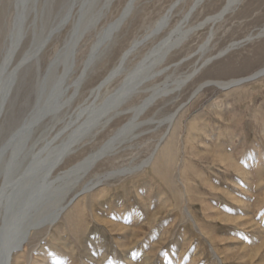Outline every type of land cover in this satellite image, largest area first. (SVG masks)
I'll return each instance as SVG.
<instances>
[{
    "label": "rangeland",
    "instance_id": "374dc122",
    "mask_svg": "<svg viewBox=\"0 0 264 264\" xmlns=\"http://www.w3.org/2000/svg\"><path fill=\"white\" fill-rule=\"evenodd\" d=\"M195 1L135 0L113 41L105 49L101 48V54L93 62L74 107L87 101L98 103L106 97L149 48L181 22ZM72 2L73 0L28 1L29 11L23 41L7 68V75L30 54L51 27L64 17ZM105 2L106 0H77L74 3L73 19L50 39L39 60L33 58L22 64L3 117L4 135L9 133L10 128L17 126L23 115L33 108L39 76L45 74L50 61L65 47L74 28L73 24L81 19L84 26L88 18L102 8ZM129 2L131 0H111L98 24L86 27L89 31L85 28L75 49V67L70 80L79 76L98 36L121 16ZM226 2L227 0L202 1V4L194 7L188 25H197L217 14ZM85 7L87 15L80 17L81 10ZM169 10L171 17L167 28L155 36L151 35L155 25ZM16 13V0H0V64L10 45ZM146 36L149 37L143 41L144 44L128 57L125 70L106 83L97 98L91 97V90L118 69L125 52ZM188 39L178 51L170 54L165 62L167 64L163 66L180 63L167 72V75L173 77L189 73L198 66L202 67L193 77L192 83L184 87L181 93L170 96V99L157 101L141 118V121L153 119V123L143 125L138 130L139 136L127 144L115 158L100 161L86 182L93 175L106 173L108 170L130 167L136 169L152 154L155 153L157 159L159 156L163 157L162 153L170 151L172 160L168 163V170L160 176L154 173L153 166H146L105 181L94 192L98 197L96 209L85 203L81 208L89 221L84 240L77 238L74 233L72 235L71 229L64 226L59 230L62 233L58 236L61 237L58 238V245L65 254L61 251H49L53 248L45 242V251L41 253L43 257L46 253L47 256L52 254V259L62 255L68 257L65 259L66 264H251L250 255L255 252L253 250L259 248L264 251V75L228 90L210 84V81L246 79L264 68V0H241L222 21L205 26ZM207 41L205 51L200 52V47ZM234 43L237 45L233 46ZM60 70L61 66L55 73ZM55 73L50 83L54 82ZM204 83L209 84L204 85L200 93L190 100L195 88ZM184 104L187 105L179 112L170 131L168 124L159 125V121ZM128 117L131 116L116 120L93 144L72 157L69 166L97 149L129 120ZM64 125V120L56 122L48 140L54 139ZM62 168L66 169V165ZM97 225H101L100 230L95 228ZM204 228L206 233L202 234L201 230ZM93 237L97 238L96 245L92 242ZM48 238L50 233L46 231L41 235H34L29 247ZM101 240L105 241V245L100 243ZM111 240H116V243L113 244ZM84 241L89 243L85 244ZM212 246L215 250L213 254Z\"/></svg>",
    "mask_w": 264,
    "mask_h": 264
},
{
    "label": "bare ground",
    "instance_id": "6f19581e",
    "mask_svg": "<svg viewBox=\"0 0 264 264\" xmlns=\"http://www.w3.org/2000/svg\"><path fill=\"white\" fill-rule=\"evenodd\" d=\"M28 1L29 0H16L17 18L15 28L10 39L7 54L0 64V264H66L65 259L68 257L65 258V256L62 255L57 256V254H54L57 257L52 259V254L47 256L48 253H46L43 257L41 253L45 251L44 243L47 242V245H51V248H53L49 251H56L55 253L61 251L65 254L62 247L58 245V236L62 233L59 230L64 226L71 229L72 235L74 233L77 238L84 240L83 238L87 236L84 235V232L89 228V221L83 215V212H81V208L84 206L83 203H85L92 207L95 206L94 209H96L98 197L94 193L95 190L103 186L108 179L130 174L146 166H153L154 173L160 176H163V172L166 173V170H168V163L172 160V153H170V151L162 153L163 155H161L163 157L159 156L157 159L156 156H154L155 153L152 154L149 159L137 167L138 169H130V167L112 171L108 170L106 173L93 175L91 180L86 182L100 161L105 158H110V160L115 158L127 144L139 136L138 130L143 125L153 123V119L141 121V118L152 106L157 104V101L181 93L184 87L186 88V86L190 85L189 83L194 79L193 77L202 68L198 66L191 72H187L181 76L179 75L178 77L167 75L170 68L180 65L178 62L171 66H163L167 64L165 62L168 61L167 59L170 54L175 50L178 51L196 31L203 29L205 26L207 27V25H215L222 21L241 0H227L225 6L217 14L207 17L197 25L189 26L190 14L194 12V7H198L202 4V1H204L196 0L181 22L166 34V36H163L164 38L157 44L149 48L141 60L126 73L124 79L115 89L109 92L106 97L98 103H95V101L89 103V101H87L76 108L74 107V103L93 67V62H95L98 55L101 54V48L105 49L113 41L115 33L126 20V16L132 10V6L135 2V0H131L124 8V12L121 16L104 28L103 32L98 36L88 59L84 63L81 73L76 79L70 80L74 72L75 49L78 45V41L87 29L86 27L98 24L97 22L103 15L104 9L111 3V0H106L104 6L92 15L91 18H88L89 20H87L86 24L84 23V26L82 25V21H80L81 19L79 22L73 24L74 28L68 41L64 45L65 47L61 50L59 55L50 61L45 74L39 76L35 87L36 101L33 108L27 114L23 115L24 117L21 121L19 120L20 122L17 126L12 129L10 128L9 133L7 132V134L5 133L4 135L2 127L3 117L15 90L20 67L29 59L35 58L37 61L39 60L40 55L50 39L59 34L65 25L73 19V11L75 9L74 3L77 0H73L64 17L51 27L48 34L43 37L40 42L36 43L34 49L30 51V54L7 75V68L12 63L23 41L24 25L29 11ZM170 13L171 10H169L166 16L155 25L153 34L151 35L155 36L167 28L169 17H171ZM86 15L87 8L85 7L81 10L80 17H86ZM148 37L149 36H146L143 37L144 39L138 40L134 46L125 52L118 69H116L103 83L91 90V97L97 98L103 86L115 79L125 70L128 57L136 51ZM207 44L208 41L200 47V52L205 51ZM236 45L237 43L233 44V46ZM60 66L61 70L55 73ZM54 73V82L50 83ZM263 75L264 68L246 79L231 80L229 82L210 81V84L228 90ZM164 76L165 79L161 80ZM207 84L209 83L200 84L196 87L190 100L194 99L200 93L203 86ZM135 100L137 101L135 102ZM186 105L187 104H184L174 113L159 121V125L168 124L170 131L178 114H180L179 112L184 106L186 107ZM124 116L131 117H128L129 120L121 125L112 135L110 134L111 136L97 147V149L87 155L85 154L80 160L69 166V160L72 157L80 154L86 146L93 144L99 135L110 128L116 120ZM61 120H64V127L58 132L54 139L48 140V136L53 131L56 122ZM166 136L167 135L164 136V139ZM65 165L66 169L64 168L63 170L62 167H65ZM67 166L69 167L67 168ZM61 168L62 170H60ZM165 175L167 176L168 174ZM220 218L223 220L222 217ZM138 221L141 222V220ZM224 221L227 220L224 218ZM243 222L246 221L244 220ZM235 223H237V221ZM100 226L101 225H97L95 228L100 230ZM203 230H201L202 234L205 232L206 228ZM44 231L50 233V238L46 241L38 242L36 240L37 243L29 247V242L33 236L41 235ZM86 233L88 235L90 234L89 232ZM59 239H61V237ZM101 241L100 243L105 245V241ZM92 242L96 245L97 238L93 237ZM111 242L114 244L116 240H111ZM111 242L109 245H111ZM86 243L89 242L86 241ZM118 245L121 246V244ZM206 248L207 246L204 247L205 250ZM212 250V254L215 253L214 248ZM253 251L255 252H252L251 255L249 254L251 257L250 260H252L251 264H264V251L261 249L259 250V248ZM231 252L233 251H230V253ZM86 253L88 252L86 251ZM216 257H218V255H216ZM246 263H248V261ZM83 264L90 263L83 262Z\"/></svg>",
    "mask_w": 264,
    "mask_h": 264
}]
</instances>
